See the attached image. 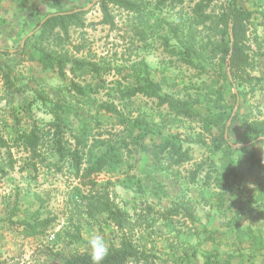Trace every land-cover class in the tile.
<instances>
[{
  "label": "rangeland",
  "instance_id": "1",
  "mask_svg": "<svg viewBox=\"0 0 264 264\" xmlns=\"http://www.w3.org/2000/svg\"><path fill=\"white\" fill-rule=\"evenodd\" d=\"M96 1L76 6L90 9L84 27L36 25L0 46V264H62L97 235L108 248L131 241L129 264H264V0H214L208 17L200 0L109 3L112 25ZM225 2L250 14L233 81ZM75 58L96 62L97 77L71 73ZM136 87L147 91L130 96ZM75 149L83 168L103 164L86 179L96 186L78 178ZM107 193L129 212L122 229L93 198Z\"/></svg>",
  "mask_w": 264,
  "mask_h": 264
},
{
  "label": "trees",
  "instance_id": "2",
  "mask_svg": "<svg viewBox=\"0 0 264 264\" xmlns=\"http://www.w3.org/2000/svg\"><path fill=\"white\" fill-rule=\"evenodd\" d=\"M99 2L101 11L104 16L103 23L108 25H112L114 23L113 18L109 12V3H113L127 10L135 9V4H131L128 0H101ZM212 2H214V0H200V2L196 5V9L198 10V12L201 13V15H204V17H208L204 13V11L212 4ZM89 11V8L84 7H78L70 10H58L56 12L47 14L44 17L43 21L37 24L36 28L43 31L49 27H59L65 33H67L70 24L76 25L77 27H84L85 22L80 21L79 17L87 15ZM249 19L250 14L248 12L244 11L243 9L237 6L228 5L226 2L223 3L220 20L223 26L225 27V33L228 36L229 43L227 53L223 61L225 66L228 68L230 75H232L231 81H233L232 79L235 76V70H240L248 65V57L244 51V45L247 38V22L249 21ZM89 25L94 26L95 24ZM26 42H28V38H26ZM3 51L5 53L9 52V50ZM73 61L76 63V66H73V68H67L71 73H75L77 68L82 69L84 67L89 66L91 67L92 71H94V75L97 77L100 71V66L96 62H91L84 58H75L73 59ZM57 63H59V61H57ZM61 66H63V64H61ZM147 81L148 86L153 88L154 84L152 83V81L149 79ZM76 88L80 92L83 91L82 86L76 85ZM146 91L147 90L144 87H136L130 90L129 95L134 96L138 93H146ZM157 97L160 99L162 104H167L170 109H172L176 113L188 115V111L185 110V107L181 102L171 97H166L162 95H157ZM235 118L236 116H233V119ZM225 128L222 132L221 139L224 143H227L228 138L226 134L224 135V133H227V131L229 130V126L227 127L226 124ZM259 135L262 137L264 135V131L260 132ZM31 136L32 139L30 140L29 145L31 147V150L34 151L39 144V138L37 134H34V132H32ZM251 142L252 141L247 142V144ZM239 148L246 149V147L244 146H240ZM60 159H62L61 154ZM73 159L74 168L77 170V175L81 183L85 185L89 184L91 186H96L97 183L94 179H90L89 182H86V179L87 177L90 178L92 173H100L104 167L103 164L95 162L92 164V166H90L91 168H83L77 149L73 151ZM190 160L191 157L188 154H184L181 162L184 163ZM229 175L226 176L227 180L230 177ZM93 198L99 199V203L103 206L102 209L108 214V217L112 221L114 227L122 229L125 226V224L130 218L129 212L126 209H122L121 207L115 205L114 202H111V200L109 199V193L106 194V198H99L97 196H93ZM56 220L57 216H51L49 218H46L45 225L49 224V222H54ZM60 256L62 264H92L90 252L74 254L62 253L60 254ZM136 259L140 258L138 256V252L133 246V243L128 239H123L120 246L111 245L109 247V254L104 259V261H102V264H129Z\"/></svg>",
  "mask_w": 264,
  "mask_h": 264
},
{
  "label": "crops",
  "instance_id": "3",
  "mask_svg": "<svg viewBox=\"0 0 264 264\" xmlns=\"http://www.w3.org/2000/svg\"><path fill=\"white\" fill-rule=\"evenodd\" d=\"M80 1L0 0V46L11 49L15 41L34 31V27L43 21L41 17L58 10L78 8Z\"/></svg>",
  "mask_w": 264,
  "mask_h": 264
},
{
  "label": "clouds",
  "instance_id": "4",
  "mask_svg": "<svg viewBox=\"0 0 264 264\" xmlns=\"http://www.w3.org/2000/svg\"><path fill=\"white\" fill-rule=\"evenodd\" d=\"M92 264H102V261L108 256L109 248L102 236H95L88 241Z\"/></svg>",
  "mask_w": 264,
  "mask_h": 264
},
{
  "label": "water",
  "instance_id": "5",
  "mask_svg": "<svg viewBox=\"0 0 264 264\" xmlns=\"http://www.w3.org/2000/svg\"><path fill=\"white\" fill-rule=\"evenodd\" d=\"M97 1H98V0H97ZM97 1H96V2H97ZM228 126H229V122L227 123V127H228ZM260 139H263V140H264V137H261Z\"/></svg>",
  "mask_w": 264,
  "mask_h": 264
}]
</instances>
